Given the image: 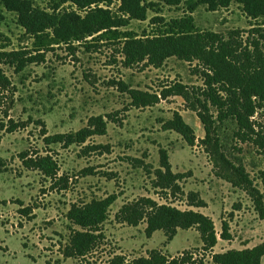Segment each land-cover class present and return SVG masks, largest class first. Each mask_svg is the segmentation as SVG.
I'll use <instances>...</instances> for the list:
<instances>
[{
	"label": "rangeland",
	"instance_id": "rangeland-1",
	"mask_svg": "<svg viewBox=\"0 0 264 264\" xmlns=\"http://www.w3.org/2000/svg\"><path fill=\"white\" fill-rule=\"evenodd\" d=\"M30 1L48 11L56 5L59 14L80 12L60 0ZM118 4L103 6L119 13ZM159 8L120 30L144 38L161 22L190 14V32L201 47L216 48L219 36L235 30L243 44L256 42L264 53V25L234 2L214 10L199 5L191 13L183 1ZM256 27L261 30L254 32ZM209 33L216 37L210 40ZM122 46L123 39L92 35L38 47L16 12L0 2V264H105L113 254L131 259L151 249L168 255L189 250L202 254L204 264H214L210 252L201 250L194 228L180 229L166 243L161 230L147 237L145 223L119 221L120 207L140 196L208 215L217 236L213 252L264 243L259 178L264 150L258 145L264 136V102H257L248 116L247 137L238 136L237 120L229 115L219 119L220 110L203 95L205 74L211 72L200 51L162 60L146 56L128 65ZM176 114L191 128L187 137L168 127ZM95 116L105 121L102 134L82 143H47L52 134L93 129L90 118ZM164 153L170 171L179 174L176 186L164 187L168 175L157 177ZM39 156H49L55 175L35 166ZM112 193L116 198L94 231L93 250L82 258L65 256L71 234L86 230L67 217L70 205ZM190 198L202 199L205 206L188 205ZM221 220L228 224V238L219 236Z\"/></svg>",
	"mask_w": 264,
	"mask_h": 264
},
{
	"label": "trees",
	"instance_id": "trees-1",
	"mask_svg": "<svg viewBox=\"0 0 264 264\" xmlns=\"http://www.w3.org/2000/svg\"><path fill=\"white\" fill-rule=\"evenodd\" d=\"M76 6L80 12L70 10L59 14L54 5L51 10H44L32 5L30 0H0L8 9L16 12L18 23L32 34L38 47H46L50 44H67L73 40L92 35H106L107 38L123 39L122 52L124 61L130 65L151 56L162 60L176 55L186 56L191 50L200 51L205 65L211 73H206V90L203 95L220 110L219 119L229 115L237 120L235 133L238 136L247 137L246 130H251L247 124L248 116L254 112L257 102H264V53L258 48L256 42L243 44L237 39L238 32L231 30L227 36L218 37L216 48H204L198 39L190 32L194 29L190 14L172 18L161 22L151 35L144 38H136L130 31H122L132 19L144 20L148 10H159L160 5L177 6L180 2L186 5L191 13L197 6L204 5L208 10L226 6L231 2L240 5L242 11L250 19L257 20L258 25H264V0H60ZM118 1L117 11L112 13L109 8L99 6L100 3L109 5ZM159 6V7H158ZM162 20V18H160ZM261 28H253L259 31ZM210 40L216 34H208ZM39 49V48H38ZM21 61V60H19ZM23 63H20V67ZM218 85V86H216ZM216 91L224 92V96ZM236 91L242 94V102L236 99ZM237 102L242 107L241 111L234 105ZM227 105L228 111L223 112ZM94 128L82 127L76 132L56 133L46 136L47 143H62L69 145L74 142L82 143L88 136L102 134L105 130V121L100 116L90 118ZM168 127L174 128L182 135L191 128L181 117L176 114L173 120L168 121ZM248 131V130H247ZM259 147L264 150V136L258 137ZM232 166V163L224 159ZM52 160L49 156H39L36 160L37 168L45 175H55L50 169ZM163 170H157V177L168 175L170 178L164 187H171L179 174L170 171V164L166 154H162ZM237 172L241 168L235 167ZM259 178L264 189V164L259 171ZM176 186V185H175ZM264 193V191L262 192ZM115 194H109L104 198L91 199L81 205L71 204L67 217L75 224L86 230H76L69 237L68 244L63 254L72 257H84L95 247L98 234L97 228L107 218V211L115 200ZM188 205L203 207L205 203L200 198L189 199ZM264 203V202H263ZM264 218V215L261 214ZM117 219L128 225L135 226L140 222L145 223L144 233L149 237L155 230H161L165 236V242H169L178 229L194 228L201 241V250L210 252L211 261L214 264H260L264 255V243L242 249L230 248L223 252H213L217 241L213 220L206 214L193 210H181L168 204H158L151 198L140 196L126 204H123ZM228 224L221 220V238H228ZM105 264H204L203 255L194 254L192 251L183 250L177 255H168L158 249L149 250L146 255H140L126 259L122 254H113Z\"/></svg>",
	"mask_w": 264,
	"mask_h": 264
},
{
	"label": "crops",
	"instance_id": "crops-1",
	"mask_svg": "<svg viewBox=\"0 0 264 264\" xmlns=\"http://www.w3.org/2000/svg\"><path fill=\"white\" fill-rule=\"evenodd\" d=\"M194 208H200V207H194ZM179 230H180V229L177 230L176 234L178 233Z\"/></svg>",
	"mask_w": 264,
	"mask_h": 264
},
{
	"label": "built area",
	"instance_id": "built-area-1",
	"mask_svg": "<svg viewBox=\"0 0 264 264\" xmlns=\"http://www.w3.org/2000/svg\"><path fill=\"white\" fill-rule=\"evenodd\" d=\"M99 6H103V4H102V3H100V4H99ZM103 7H104V6H103Z\"/></svg>",
	"mask_w": 264,
	"mask_h": 264
}]
</instances>
